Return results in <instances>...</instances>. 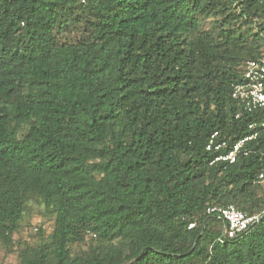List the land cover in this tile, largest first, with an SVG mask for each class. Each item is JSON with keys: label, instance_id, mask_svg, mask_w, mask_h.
I'll return each instance as SVG.
<instances>
[{"label": "trees", "instance_id": "obj_1", "mask_svg": "<svg viewBox=\"0 0 264 264\" xmlns=\"http://www.w3.org/2000/svg\"><path fill=\"white\" fill-rule=\"evenodd\" d=\"M263 55L264 0H0V239L18 264H264V114L232 98ZM252 123L248 154L211 165V135L228 152ZM29 203L54 217L36 244L14 240ZM228 205L261 219L223 239L207 209Z\"/></svg>", "mask_w": 264, "mask_h": 264}, {"label": "built area", "instance_id": "obj_2", "mask_svg": "<svg viewBox=\"0 0 264 264\" xmlns=\"http://www.w3.org/2000/svg\"><path fill=\"white\" fill-rule=\"evenodd\" d=\"M232 98L247 112L264 114V55L246 62L242 80L233 85ZM260 126L264 127V122ZM257 127V123L250 124L252 135L235 143L228 152V142L219 140L217 132L212 134L206 146V150L215 155L211 165L220 163L226 168L234 164L241 154L247 155L249 151L246 149V144L258 137ZM259 180L261 183L264 181V173L260 174ZM207 214L216 215L222 221L223 239H234L245 234L261 219L260 215H249L235 205L209 207ZM194 226L195 224H191L190 228Z\"/></svg>", "mask_w": 264, "mask_h": 264}, {"label": "rangeland", "instance_id": "obj_3", "mask_svg": "<svg viewBox=\"0 0 264 264\" xmlns=\"http://www.w3.org/2000/svg\"><path fill=\"white\" fill-rule=\"evenodd\" d=\"M264 185V181L261 183ZM54 217L43 212V207L36 203H29L27 211L22 221V230L20 235H16L14 240H20L21 243L29 242L36 244L39 241V230L42 228L45 232L44 236H49L53 229ZM13 252H9L3 241L0 239V264H18L19 258L17 247Z\"/></svg>", "mask_w": 264, "mask_h": 264}]
</instances>
